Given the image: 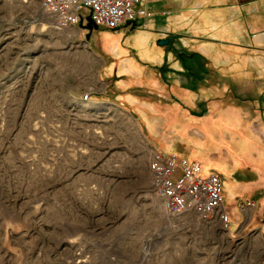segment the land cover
<instances>
[{
	"label": "rangeland",
	"instance_id": "obj_1",
	"mask_svg": "<svg viewBox=\"0 0 264 264\" xmlns=\"http://www.w3.org/2000/svg\"><path fill=\"white\" fill-rule=\"evenodd\" d=\"M124 27L88 40L41 0H0V264H264L255 223L235 235L219 215L169 214L151 171L155 151L195 154L224 172L228 200L238 184L262 208L264 54L204 69L187 40L164 38L170 95L115 75L138 55L97 40Z\"/></svg>",
	"mask_w": 264,
	"mask_h": 264
},
{
	"label": "crops",
	"instance_id": "obj_2",
	"mask_svg": "<svg viewBox=\"0 0 264 264\" xmlns=\"http://www.w3.org/2000/svg\"><path fill=\"white\" fill-rule=\"evenodd\" d=\"M144 4L148 15L139 19V30L124 27L126 34L123 38H117L111 32L103 30L104 41H100V38L97 40L102 47L105 46L104 42L112 41L117 47L115 52L120 56L130 53L138 55L139 59L136 61L125 59L116 64L115 69H111L119 77L133 75L140 78L139 86L143 83L150 86L147 82L151 77V86L170 95L177 92L176 82L169 76H165V79L158 78V69L166 61L174 65L175 58L171 47L158 44L160 39L181 37L187 40L207 60L205 67H202L204 69L219 70L229 68L231 64H237L236 68L240 69L238 64L241 55L243 57L250 52L264 54V0H145ZM175 66L176 69L184 70L179 63ZM204 81L208 83L207 79ZM169 86L171 92L168 91ZM116 88L125 90L129 87L120 83ZM190 99L191 94L188 96V100ZM185 156L190 161H201L208 173H224L219 172L220 167H214L207 158L201 160L195 154ZM225 184L224 182L225 200L229 203V209L226 202L225 207L231 218L230 232L243 235L255 223L257 230L264 236V203L261 208L256 200H244L255 193L252 194L249 189L245 191L238 184L230 190L231 199L228 200ZM249 202L256 203V206L247 207ZM242 205L246 206L244 210L241 209Z\"/></svg>",
	"mask_w": 264,
	"mask_h": 264
},
{
	"label": "built area",
	"instance_id": "obj_3",
	"mask_svg": "<svg viewBox=\"0 0 264 264\" xmlns=\"http://www.w3.org/2000/svg\"><path fill=\"white\" fill-rule=\"evenodd\" d=\"M145 0H41L42 9L61 29L87 24L92 16L99 27L117 29L138 25L148 15ZM139 7L138 10H136ZM152 184L165 210L172 215L196 213L220 216L230 230L231 218L225 207L224 182L220 174L206 172L202 163L175 153L155 151L151 160ZM249 202L247 207H255ZM245 205L241 209H245Z\"/></svg>",
	"mask_w": 264,
	"mask_h": 264
},
{
	"label": "water",
	"instance_id": "obj_4",
	"mask_svg": "<svg viewBox=\"0 0 264 264\" xmlns=\"http://www.w3.org/2000/svg\"><path fill=\"white\" fill-rule=\"evenodd\" d=\"M81 27L89 31V34L87 35L88 40L90 39L92 33L99 29V26L96 24L92 16L87 17V24L82 23ZM169 43H170L169 39H160L158 42L160 46H167L169 45Z\"/></svg>",
	"mask_w": 264,
	"mask_h": 264
}]
</instances>
